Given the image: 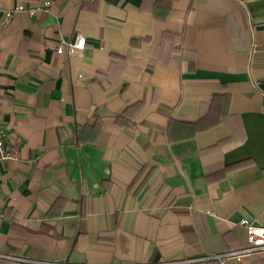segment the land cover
Here are the masks:
<instances>
[{"label":"crops","instance_id":"0c3cea01","mask_svg":"<svg viewBox=\"0 0 264 264\" xmlns=\"http://www.w3.org/2000/svg\"><path fill=\"white\" fill-rule=\"evenodd\" d=\"M0 111V264H193L264 228V0H0Z\"/></svg>","mask_w":264,"mask_h":264},{"label":"built area","instance_id":"2783aa9c","mask_svg":"<svg viewBox=\"0 0 264 264\" xmlns=\"http://www.w3.org/2000/svg\"><path fill=\"white\" fill-rule=\"evenodd\" d=\"M24 9L22 7H16L13 12H20ZM39 9H31L30 13H34ZM10 12L8 15L10 16ZM86 40L83 36L77 35L73 42L61 41L59 46L56 48L55 52L58 55L66 54L68 56L75 55L78 52H81L85 49ZM1 114V111H0ZM18 153L15 148L8 146L6 143V135L4 134L0 126V164L5 163L9 160H17ZM239 224L242 227L247 229L248 233V242L250 246L242 250H231L224 252L221 255L214 256L221 261V264H224V261L234 259L237 262H241L244 256H249L253 252L264 251V228L260 225L257 219H242ZM0 259L9 260V261H20L15 257L5 255L0 253Z\"/></svg>","mask_w":264,"mask_h":264},{"label":"trees","instance_id":"16d2710c","mask_svg":"<svg viewBox=\"0 0 264 264\" xmlns=\"http://www.w3.org/2000/svg\"><path fill=\"white\" fill-rule=\"evenodd\" d=\"M140 110V104L139 103H135L133 105H131L129 108H127L124 113L120 116L123 119H125L128 122H131V118L133 116L136 115V113ZM174 119L171 118L170 123L173 121ZM220 146V144H217V147ZM214 148L211 149H207L208 151L213 150ZM146 171L147 172V176L144 178V182H146V180L151 176V174L156 171V169L154 168H149L147 166H142L140 168V171L137 174V177H140L142 174H144ZM239 230L242 233L243 236V241L241 245H236L237 247H230L229 249H226L225 251L219 253V254H210L207 260H204L202 262H196L193 264H221V261L217 258H213L214 256H218L223 254L224 252L227 251H231V250H242L245 249L247 247L250 246V243L248 242V233H247V229L245 227H239ZM252 259H253V263L252 264H264V251L261 252H253L251 254Z\"/></svg>","mask_w":264,"mask_h":264}]
</instances>
